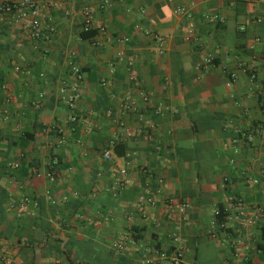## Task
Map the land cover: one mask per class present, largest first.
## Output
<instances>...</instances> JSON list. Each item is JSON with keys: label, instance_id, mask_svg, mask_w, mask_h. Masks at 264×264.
Wrapping results in <instances>:
<instances>
[{"label": "crops", "instance_id": "obj_1", "mask_svg": "<svg viewBox=\"0 0 264 264\" xmlns=\"http://www.w3.org/2000/svg\"><path fill=\"white\" fill-rule=\"evenodd\" d=\"M43 1L49 38L0 13V264H23L20 235L36 264H71L70 238L96 264H170L174 233L181 264H264V0ZM23 196L37 207L19 217Z\"/></svg>", "mask_w": 264, "mask_h": 264}, {"label": "built area", "instance_id": "obj_2", "mask_svg": "<svg viewBox=\"0 0 264 264\" xmlns=\"http://www.w3.org/2000/svg\"><path fill=\"white\" fill-rule=\"evenodd\" d=\"M109 4L108 0L104 1V4L101 6V8H104L105 5ZM51 4L44 2L43 0H0V13L8 15L12 18V20L15 22V24H21V22L24 19H28V26L30 29V36L34 39H43V38H49L52 34L56 33V28L51 22V17L47 14H45V10L49 8ZM179 12L186 13L185 8H180ZM85 16V30H90L92 28L91 24V18H92V12L91 10L84 12ZM218 18H213L210 21L217 20ZM99 32L104 33L105 28L101 27L99 28ZM127 38H122L121 41L127 42ZM159 41L162 42L163 40L159 38ZM212 58H205L203 63L198 64V68L200 69L203 65H208L212 63ZM262 70L264 72V64L262 66ZM16 71H20V68L17 67ZM72 74L76 79V82L72 85V93L67 97V103L70 105H75L76 101L79 98V91L81 88V84L84 78L82 69L78 65H72ZM231 78H235V73H231ZM256 74L251 75V79H255ZM145 99V98H144ZM264 104V99H263ZM126 109L131 111H138V106L135 102H128L126 105ZM128 136H131V132H127ZM249 140H253V136H248ZM113 145L107 149L104 150L102 157L105 161H111L118 156L114 154L113 151ZM161 150V146H156V151L159 152ZM15 168L19 167V164L13 165ZM143 172L148 175V171L146 169H143ZM131 180L129 178V174L125 168H121L118 171V174H116V179L114 185L108 189L109 193L112 194L114 197H117L127 186H129ZM255 184H257L259 181L254 180ZM159 183H162V180L159 181ZM149 184H146V191L140 195L139 202L143 204H149L154 205L153 198L149 195ZM37 207V202L33 200L30 196H23V198L20 200L18 204V213L17 215L19 217H22L26 213L30 212L32 209H35ZM188 208V204L182 205V210H186ZM215 215L219 216V210H215ZM248 223H252L249 221ZM221 228H225L226 224L225 222L220 224ZM180 236L178 233L173 234V241L175 244V251L171 257H165L164 254H160V252L157 251V254H160L162 257H165L164 259H168L170 261V264H181L182 263V257H183V251L180 244ZM116 247L122 248V244H117ZM1 264H8L6 260L4 259Z\"/></svg>", "mask_w": 264, "mask_h": 264}, {"label": "trees", "instance_id": "obj_3", "mask_svg": "<svg viewBox=\"0 0 264 264\" xmlns=\"http://www.w3.org/2000/svg\"><path fill=\"white\" fill-rule=\"evenodd\" d=\"M119 147H115V154L119 157H122L124 155V152H120ZM22 167V166H21ZM22 169V168H21ZM5 198H1L0 199V205L2 206V204L5 202ZM3 211L0 210V214ZM225 219V213L220 209L219 210V216H218V223L222 224L224 223ZM18 225V224H17ZM19 227V225H18ZM264 232V230H263ZM25 234H22V236ZM3 237L7 240H10V233H5L3 234ZM18 240L17 243L19 245V253L21 254L22 258H23V264H36V254H35V249L32 242L29 241H25L22 242L21 241V235L18 236ZM60 240H58V243L60 244ZM22 243H24L22 245ZM76 249V253H75V257L72 258V251ZM93 249V247H91L90 244L88 243H79V242H75V240H72V238H70L69 242L66 243V245L64 246L63 250L61 249L60 246L57 247V251L66 255L67 259L69 260V262L71 264H96L97 263H102V260L99 258H96L95 260L92 258H86L84 257L85 255H88L89 250Z\"/></svg>", "mask_w": 264, "mask_h": 264}]
</instances>
